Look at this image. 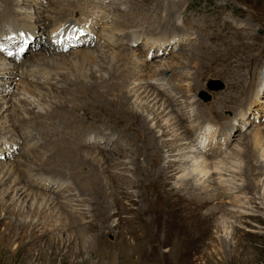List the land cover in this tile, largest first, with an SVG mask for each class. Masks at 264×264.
<instances>
[{
    "label": "rangeland",
    "instance_id": "rangeland-1",
    "mask_svg": "<svg viewBox=\"0 0 264 264\" xmlns=\"http://www.w3.org/2000/svg\"><path fill=\"white\" fill-rule=\"evenodd\" d=\"M16 1L0 0V34L9 33L15 23V27L26 32L28 40L35 37L23 52L20 51L22 44L15 47L14 54L17 58L14 61L18 63L19 69L26 72L27 67L34 63L33 67L46 63L41 58L34 60L31 54L45 48L49 50L50 45L54 46L50 52L61 56L69 55L70 58H75V55H71L73 50L101 47L93 42L64 50L55 48L58 45L53 44L48 33L54 25V14L49 12V7L55 0H39L38 5L20 2L17 5ZM94 2L102 10L95 9L97 11L93 17H105L96 22L93 33L86 39L95 36L98 40L99 35L104 34L108 43H115L102 48L107 56L113 51L128 52L125 67L108 64L106 61L109 57L105 60L106 63L98 66L95 61L90 64L93 73L97 77L101 75L103 80L111 84V88L96 89L94 95L86 93L73 86L72 81L76 78L69 70H63L60 74L59 70L48 71L45 68V81L38 79L37 73L33 78H27L25 74L21 75L23 78L19 77L18 68L13 74H0V78L13 79L10 86L13 91H8V97L15 100L20 98L16 89L20 86V78L36 91L34 97L25 95L27 102L22 101V104L27 113L26 118L37 119L34 126L19 127L11 135L0 137V167L7 165L14 168L22 179V182H14L19 189L29 175L25 171L30 170V167L31 174L38 172L42 175L37 178L48 176L47 173L53 172L55 168L64 176L63 186L52 187L50 190L39 188L36 181L29 182L32 186L34 184L33 191L45 193L54 201L53 206L44 209L46 213L50 212L51 219L43 222L37 220L42 221L49 214L28 213L31 203L37 204L30 195L17 200L13 192L9 191L14 186L10 179L0 186V264H264V176L255 178L257 171H251L250 177L249 161L244 163L235 159V154L242 151L249 139V133L264 130V0ZM70 12L63 14L68 16ZM79 12L68 18L72 22L89 26L90 22L84 20L91 19L90 11ZM40 16H45L44 20ZM169 21L171 23L166 24ZM172 23L175 25H171ZM67 24L68 21H64L63 26H59L63 28ZM104 24L127 29L123 34L124 38L114 34L115 38L112 37L107 29H103ZM175 28L182 32H177ZM135 31L138 39L131 37L127 41L129 37L126 33ZM143 32L151 37L160 35V41L166 43L165 46L157 44V49L154 50L159 51L158 55H147L146 49L152 41L145 39ZM184 32L192 34L193 38L190 37L186 42L172 39V35L177 37L179 33L178 38L183 39ZM110 37L113 38L112 41ZM73 40V36H67L64 42ZM170 40L171 43H167ZM33 42L39 43L30 46ZM164 49V53H160ZM193 49L199 50L201 56L198 59L189 57ZM4 51H0V62L13 60ZM44 53L46 54L42 51L41 55ZM139 58H142L147 67L135 63ZM167 63H171L173 67L164 73V83H161L160 78L159 81L154 77L148 79L149 88L162 98L156 104L151 101L149 105L153 104L156 108L165 102L169 107L164 114L170 112L162 117L160 123L149 122V126H156L155 131L151 132L139 121V113L144 112V106L140 103L142 97L134 95L131 98L132 101L137 99L136 110L139 113L134 114L129 104H123L125 97L122 93L117 92L124 90L123 84H113L119 79H125L126 90L136 88L139 83L133 85L132 82L141 76L147 79L145 72L151 73L149 66L159 69V65ZM140 67L143 68L144 75L136 72ZM111 70L115 72L113 77L108 74ZM123 74L129 75L133 80L125 78ZM63 75L72 84L71 87L63 83ZM209 80L213 83L210 84ZM82 81L84 86L90 82L84 77ZM56 82H59L58 86L55 85ZM210 86L214 89H208ZM103 91H107V94ZM199 91H204L209 99L203 101L198 95ZM168 97L174 98L171 104L166 101ZM22 99L24 100L23 96ZM6 104L0 103V107L10 106L9 99ZM51 109L55 114H45ZM8 110L11 111V108ZM2 112L0 123L5 122L3 127H7L11 124L9 119H5L9 112L4 117ZM15 112L20 115L18 111ZM56 112L64 117L57 116ZM171 115L179 119L186 131L183 129V133L182 129L177 130L176 137L167 132L164 138H160L161 133L158 131L166 128L168 123L165 125V122L171 120ZM149 119L152 116L149 115ZM206 124H211L216 129L214 140L208 143L222 151L217 155L218 158L210 157L198 148L194 150L196 142L193 139L197 133L193 132ZM126 125L129 126L126 128ZM40 127L45 131L41 130L40 136L34 139V133ZM6 131L0 130V134ZM141 132H144V136ZM153 139L158 145L159 142L162 145L167 142L176 146L171 152H167L164 147L157 150L156 145H150L147 149L146 144ZM49 142L53 144L47 146ZM14 143L16 147H11ZM58 146L61 148L60 153ZM5 147L9 149V153L4 150ZM189 149L192 153L186 154ZM35 150H38L36 154L28 156ZM83 151L90 153L86 157L82 154ZM5 152L6 156L3 155ZM227 154L231 159L226 161L229 162L226 163V171L215 170L214 161ZM166 156L174 165L169 168L168 175L161 176L157 170L162 164L168 163V159H164ZM99 158L103 159L104 164L97 162ZM205 160L210 164L214 163L213 166L207 163L210 169H207L206 175L202 174L201 180L193 181L198 173L196 168L204 164ZM185 161H191L192 165L187 164V167L186 163L183 164ZM258 161L259 165L254 161L251 163L263 171L264 159ZM206 180L213 181L214 185L204 183ZM225 180L231 183H227L231 188L228 192ZM249 181L255 187L252 192L242 190ZM221 182L224 184H218L220 187L217 188L215 183ZM102 193L103 198L100 195ZM199 197L214 200L203 204ZM13 208L19 209L21 214L11 215ZM64 208L68 210L69 220L65 229H58L53 220H57ZM225 211H232L233 216ZM223 219L226 223L222 222ZM18 223L22 225L13 227ZM33 223H37L38 228L32 231Z\"/></svg>",
    "mask_w": 264,
    "mask_h": 264
},
{
    "label": "bare ground",
    "instance_id": "bare-ground-1",
    "mask_svg": "<svg viewBox=\"0 0 264 264\" xmlns=\"http://www.w3.org/2000/svg\"><path fill=\"white\" fill-rule=\"evenodd\" d=\"M38 1L39 0H17L16 2H17V5H18V3L20 2L21 4L22 3H32V4H37L38 5ZM82 1H83V3H82ZM171 1V0H170ZM13 2H14V0H13ZM50 3H51V1H49ZM96 2V1H95ZM94 2V0H76V1H71V0H55V1H52V6L51 7H49L50 8V10H49V12H52V15H53V17H52V21L54 22V25H53V27L49 30V34H51V37H50V40L53 42V44H56V45H58V47H55V48H61V50H64V49H68V48H70V47H74V48H76V47H78V46H84V45H86V44H89V43H93V42H96L98 45H101V47H97L96 46V48L95 49H89V50H82V49H76V50H73L72 51V53H71V55L72 56H74L75 55V58H70V57H68V56H66V55H57L56 53H53V52H50L49 50L50 49H52V48H54V46L53 45H48L49 46V50L48 49H42V50H40V51H37V52H34V54H31V55H33V57H31V58H33L34 60L36 59V58H41V59H44L45 61H46V63H44V64H42V63H39L37 66H35V67H33V65H35V63L34 64H32V66H28L27 68V71L25 72L24 71V69H19L18 68V66H17V64L18 63H16L15 61V59L17 58V56L14 54V50H15V47L16 46H19V45H21V44H23V41L25 40V41H27L26 42V44L23 46V48H24V50H25V48L28 46V44L30 43V41L31 40H34V38L35 37H30V39L31 40H28L27 38V34H25L26 32H22L20 29H18L17 27H15L16 25H15V23H13V26H11V31L9 32V33H1L0 34V40H1V38H2V41L0 42V48H2V49H4L5 51L4 52H6L10 57H12L13 58V60L11 59H7V62L5 61H1L0 62V74H7V75H10V74H13V72H16L15 70H17V68L19 69V71H20V73L18 74V76L19 77H22L21 75H23V74H25V76L27 77V78H29V77H35V73H37L36 74V76H39L38 77V79H40L41 81L43 80V81H45V78H44V75L47 73L46 71H45V68H47V70L49 71V69L52 71V69H56V71L58 72V70H59V72L58 73H60L61 74V72L63 71V70H69L71 73L73 72V76H74V78H76V79H74L72 82H73V86L74 87H76L77 89H80L81 88V90H84V92H91V94H93L94 95V91L97 89V90H99L100 88L101 89H104V88H109L110 86H111V84H109L105 79L103 80V78H101V75L100 76H96V74L95 73H93V71H92V68H90L91 66H90V64H91V62L92 61H95L96 63H97V66H98V64L100 65V63H108V64H111V65H113V66H116V65H121V66H126V62H127V60H128V58H126L127 57V55H128V52H126L125 50H123V51H121V52H112V53H110V55L109 56H107L106 55V52H103V47L105 48L106 46H108V45H115V43H108V41L106 40V35H104V34H102V35H99L100 37H98V40H97V37H95V36H92V37H90V39H86L87 37H89L90 36V34H92L93 33V28H94V26L96 25V22L98 21V20H103L104 19V17L105 16H96V17H93L94 15H95V13H96V11L97 10H99V9H101V8H98L99 7V5H98V3H95ZM44 3V2H43ZM82 3V4H81ZM112 4V3H111ZM49 5V4H48ZM150 6H151V4H149ZM102 7V6H101ZM106 7H107V5H106ZM109 7V6H108ZM107 7V8H108ZM48 8V9H49ZM98 8V9H97ZM105 8V7H104ZM47 9V8H46ZM47 9V10H48ZM95 9H97V10H95ZM112 9V8H111ZM110 9V10H111ZM81 10V12H82V10L83 11H86L87 12V10H89L90 11V14H91V19H85L84 21H89L90 22V25L88 26V25H86V24H80V22L78 23H76V22H72V20L70 19V18H68V17H74V13H76V12H79ZM102 10V9H101ZM112 10H114V9H112ZM68 11H71L70 13H69V15L67 16V15H64L63 13H68ZM164 11H165V9H164ZM85 12V14H87ZM100 12V11H99ZM98 12V13H99ZM107 12V11H106ZM109 12V11H108ZM107 12V13H108ZM114 12V11H113ZM112 12V13H113ZM66 13V14H67ZM80 13V12H79ZM100 14H101V12H100ZM109 14V13H108ZM11 15V14H10ZM88 15V14H87ZM115 15V14H114ZM114 15H113V17H112V19L114 18ZM76 16V15H75ZM90 16V15H89ZM42 17V19L44 20V17L45 16H40V18ZM40 18H38V19H40ZM79 19V18H78ZM46 20V19H45ZM64 21H68V24L66 25V26H64L63 28L61 27V26H59V25H62L63 26V22ZM20 22V21H19ZM166 23V22H165ZM171 23V21H169V23H166V24H170ZM163 25V24H162ZM171 25H175L174 23H172ZM68 27L71 29V32H69L68 33ZM9 28V27H8ZM30 28V27H29ZM55 28H59L58 30H56ZM163 28V27H162ZM174 28V27H173ZM54 29V30H53ZM103 29H107L111 34H112V37H114V35L115 36H119V38H121V39H123L124 38V36H123V34L126 32V30H124V29H121V28H114V27H110V26H106L105 24L103 25ZM1 30V29H0ZM175 30H177V32L179 31H181V30H179V28H175ZM108 31H107V34H108ZM102 32H104V31H102ZM101 32V33H102ZM182 32V31H181ZM21 33H23L24 34V36L22 37L20 34ZM36 33V32H35ZM171 33H173V32H171ZM186 32H184V34H182L183 36H184V38H183V36H182V38L183 39H180V38H178V36H180L179 34L177 35V37L175 36V35H172V39L173 38H175V39H177L176 41H179V42H183V41H188V39L191 37V38H193V36H192V34H185ZM114 34V35H113ZM139 34H140V32H139ZM143 35H144V38L145 39H149L150 41H152L151 42V45H150V47H152V48H147L146 50L148 51V54L147 55H149V56H155V55H158L159 54V51H157V50H154V49H157V48H155L156 46H157V44L158 45H161V44H163L164 46L166 45V43L164 42V43H162L163 41H160V39L162 38L160 35H158V36H156V37H151L148 33H142ZM126 35H127V37H129L128 39H127V41H129V40H131V37H136L137 39H138V34L136 33V31L135 32H132V33H130V32H128V33H126ZM125 35V36H126ZM69 37L70 38V36H73L74 37V40L73 41H71V42H68V43H66V42H64V39H65V37ZM175 36V37H174ZM39 37V36H38ZM112 37H110V40H111V38ZM76 38V39H75ZM115 38V37H114ZM151 38V39H150ZM21 39V40H20ZM108 39H109V34H108ZM120 39V40H121ZM143 39V38H142ZM165 40H167V38H164ZM168 39H171V38H168ZM112 40H113V38H112ZM111 40V41H112ZM116 40V39H115ZM118 40V39H117ZM117 42V41H116ZM147 42V41H146ZM171 43V40L170 41H167V43ZM39 42H37V43H32L30 46H36V44H38ZM104 45V46H103ZM169 45V44H168ZM154 47V48H153ZM167 48H169L168 46H167ZM194 48V47H193ZM197 48V47H196ZM166 50H168V49H166ZM191 50V49H190ZM3 51V50H2ZM13 51V52H12ZM42 51H45L46 52V54L44 53V54H42L41 55V53H42ZM164 51H165V49L163 50V51H161L160 53H164ZM20 52V51H19ZM192 55H189V57L190 58H192V59H198L201 55H200V52H199V50H197V49H193L192 51ZM190 52V53H191ZM158 53V54H157ZM109 54V53H108ZM142 54V53H141ZM142 55H146L145 53L144 54H142ZM141 55V56H142ZM107 57H109V59L105 62V60L107 59ZM145 57V56H144ZM127 59V60H126ZM142 58H139V60L137 61V62H135V60H134V62L137 64L138 63V65H143V66H146L145 65V63H144V61H142L141 60ZM15 60V61H14ZM121 62V63H120ZM134 62H132V63H134ZM54 64H58L57 66L56 65H54ZM130 64V63H129ZM22 65V64H21ZM61 65V66H60ZM94 65H96V64H94ZM148 65V64H147ZM171 63H167V64H163V65H159V69H155V67L154 68H152V67H150L149 66V68L151 69V73L150 74H148V73H146L145 72V77L146 76H148V78L147 79H144V78H142V77H144V76H141L140 78H136V79H134V81L132 82V84L133 85H135L137 82L139 83V85H136L137 87L136 88H133V89H130V90H126L125 89V83L127 82L125 79H119V80H117V83H115V84H113V85H119V86H121V84H123V88H124V90H121V91H117V92H120V93H122V96H124L125 97V99H124V101H123V104H129L130 106H131V108H130V110L134 113V112H136V113H139L136 109H137V107H138V105L136 104L137 102V99L136 100H131V98L134 96V95H138L139 97L141 96L142 97V99H140V103H142L143 104V106H144V112H145V114L143 115V113L141 114V113H139V115H141L140 117V123L142 124V126H144V128L146 129V130H149V131H155L154 130V127H156V126H154V127H152V126H149V122L150 121H155V122H158V123H160V121H162L161 119H162V117L164 116V115H166V114H168L169 115V113H166V114H164L166 111V109H168L167 107H169V105H167L165 102H161L162 104H160L159 105V107H156V108H154V106H153V104L150 106L149 105V103L151 102V101H153L154 102V104H156L157 102H159L160 100H162V98H159V96L157 95V94H155L152 90H151V88H149L150 86V84H148V82L150 81V80H148L150 77H154L155 79H157V81H161V83H164V78H163V76H164V73L167 71V70H170L172 67H171ZM97 66H92V67H97ZM133 66H135V65H133ZM54 67H56V68H54ZM68 67H69V69H68ZM147 67V66H146ZM157 68H158V66H157ZM161 69H165V70H162L161 71ZM29 70V71H28ZM97 70V69H96ZM100 71V70H99ZM105 71V70H104ZM109 73L108 74H110L112 77H113V75H114V71H108ZM136 72H138L139 74H143V68L142 67H140L139 68V70H137ZM56 73V72H55ZM87 73H89V74H87ZM102 72H100V74H101ZM138 73H136V74H138ZM59 74V75H60ZM135 74V75H136ZM66 75V74H65ZM68 75V74H67ZM78 75H81L79 78H77L78 77ZM144 75V74H143ZM122 76H124L125 78H127V79H129V75H126V74H123ZM140 76V75H139ZM63 77V83L66 85H68V86H72V84H70V82H68L67 80H66V78H65V76L63 75L62 76ZM83 77L84 78H87V79H89L90 80V82H88V85L87 86H89L88 88H87V86H84V84L82 83L83 81ZM138 77V76H137ZM23 78V77H22ZM68 78H69V76H68ZM131 78V77H130ZM158 78H160L159 80H158ZM70 79H73V78H70ZM95 79H97L96 81H95ZM132 79V78H131ZM154 79V80H155ZM238 79H240V78H238ZM242 79V78H241ZM13 80V79H12ZM12 80H10L9 78H0V90H2V91H0V103H3V105H7L6 104V102L8 103V99H9V101L11 102V105L9 106V104H8V106L7 107H5V108H7V109H5L4 107H0V112L1 111H3L2 112V115H3V117L4 116H7L8 115V112H9V116L8 117H5V119L7 118V120L9 119V123H11V124H8L7 125V127H3V124L5 123V122H1L0 123V130H7V131H9V133L7 134V131L5 132V133H2V134H0V137H5V136H7V135H11L12 133H14V130H16L17 128H19V127H23V128H25L26 126H34V124H35V122H36V120L37 119H27L26 117H27V113H26V111H25V108H24V105L22 104V101L24 102H27L26 101V99H25V95H31L32 97H34V93H36V91L35 90H32V88H31V86L30 85H26V84H28V82H24V80H21V78H20V80L18 81L19 82V87L18 88H16L17 89V94L18 95H20V98H17V100H15V98L13 99V98H11V97H8V95H9V93H8V91L9 90H11V88H10V86H11V83H12ZM133 80V79H132ZM143 80H145V81H143ZM59 81H61V80H59ZM93 81L95 82V83H93ZM51 82V81H50ZM105 82H107L108 84H105ZM80 83H82V84H80ZM84 83H85V81H84ZM91 85H90V84ZM137 83V84H138ZM142 83H143V85H142ZM17 84V83H16ZM87 84V83H86ZM93 84V85H92ZM242 84V83H241ZM240 84V85H241ZM55 85H59V82H56L55 83ZM66 85V86H67ZM113 85H112V87H113ZM64 86V85H63ZM235 86V85H234ZM241 87V86H240ZM31 88V89H30ZM111 88V87H110ZM114 88V87H113ZM15 89V90H16ZM100 89V90H101ZM118 89H119V87H118ZM118 89H116V90H118ZM128 89V88H127ZM69 90H71V89H69ZM68 90V91H69ZM11 91H13V90H11ZM32 91H34V92H32ZM96 92V91H95ZM103 92H105V91H103ZM107 92V91H106ZM105 92V93H106ZM85 93V94H86ZM105 93L103 94L104 96H106L105 95ZM58 94V93H57ZM107 94V93H106ZM68 95V94H67ZM79 95V94H78ZM22 96L24 97V100L22 99ZM96 96V95H95ZM115 96V95H114ZM57 97H59V96H57ZM106 97H108V96H106ZM21 99V100H20ZM46 99V98H45ZM51 99H53V98H51ZM120 99V98H119ZM174 98H167L166 99V101H168L169 102V104H171L172 103V101H174L173 100ZM122 100V99H121ZM65 102H67V100L65 101ZM152 103V102H151ZM100 104V103H99ZM115 104V103H114ZM100 106V105H99ZM114 106V105H113ZM162 107V108H161ZM9 108H11V111L10 110H8ZM99 108V107H98ZM105 108V107H104ZM103 108V109H104ZM110 108V107H109ZM3 109H5V110H3ZM53 109V108H52ZM51 109V111L50 112H47V113H45V114H55V111H53ZM102 109V108H101ZM173 109V108H172ZM13 110V111H12ZM45 110V109H44ZM123 110V109H122ZM182 110V109H181ZM15 111H18L19 113H20V115L19 114H17ZM109 111V110H108ZM117 111V110H116ZM107 112V111H106ZM124 112V111H123ZM130 112V111H129ZM132 113V114H133ZM172 114H173V112H171ZM1 114V113H0ZM39 114H41V113H39ZM56 114H57V116H59V117H64L61 113H57L56 112ZM125 114V113H124ZM135 114V113H134ZM149 115H150V117L152 116V119H149ZM167 115V116H168ZM175 115V114H174ZM1 116V115H0ZM52 116V115H51ZM171 116H173V115H171ZM176 117V116H175ZM174 116L171 118V120H167L168 122H165V125L168 123V125L166 126V128L164 129V128H160L161 130H159L158 131V133H161V136H160V138L162 137V138H164V135L168 132V133H172V136H174V137H176V136H178V134H177V130H180V129H186V128H184L182 125H181V122L179 121V119H177V118H175ZM68 120V119H67ZM70 121V120H69ZM193 122V121H192ZM191 122V123H192ZM1 124H2V126H1ZM71 124V123H70ZM155 124V123H154ZM47 126V125H46ZM129 125H126V128L128 127ZM141 126V125H140ZM182 126V127H181ZM57 127V126H56ZM175 127L177 128V129H175ZM198 127H201V126H198ZM7 128V129H6ZM58 128V127H57ZM22 129V128H21ZM65 129V128H64ZM67 129V128H66ZM41 130H43L41 127L37 130L38 132L37 133H34V136L36 137V138H34V139H37V137L38 136H40V132H41ZM49 130V129H48ZM47 130V131H48ZM184 130L182 131L183 133H184ZM201 129L200 128H198V129H196L195 130V132H193V133H198L199 131H200ZM43 131H45V130H43ZM47 131H46V133H47ZM56 131V130H55ZM67 131V130H66ZM186 131V130H185ZM222 131V130H221ZM51 133V132H50ZM58 133H59V131H58ZM142 133V132H141ZM222 133H224V132H222ZM226 133H228V132H225V134ZM143 134V136H144V132L142 133ZM221 134V133H220ZM44 135V134H43ZM61 135V134H60ZM228 135V134H227ZM249 139L247 140V142H246V144H244L243 145V147H242V151H240V152H237L236 154H235V156H236V158L235 159H237V160H239L240 162L241 161H244V163L246 162V160H248L249 161V164L250 165H248L249 167V172L251 173V171H257V174L255 175V178L256 177H258V176H260V175H263L264 176V170L262 171V170H260V167H257V165H255V164H253V163H251L252 161H254V162H256L257 164H258V160H260V159H264V130H255V131H253V133H249ZM45 136V135H44ZM157 136H159V135H157ZM183 136H186V134H184ZM60 137V136H59ZM62 137V136H61ZM64 137V136H63ZM72 137V136H71ZM197 137V136H196ZM196 137L194 136V139H193V142L195 143L196 142ZM241 137H243V139H244V136H242L241 135ZM76 138V137H75ZM159 138V139H160ZM33 139V140H34ZM60 139V138H59ZM63 139V138H62ZM66 139V138H65ZM74 139V138H73ZM157 139V138H156ZM178 139V138H177ZM185 139V138H184ZM187 139V138H186ZM49 140V139H48ZM79 140V139H78ZM84 140V139H83ZM214 140V135H213V137L209 140V141H211V143H212V141ZM51 141V140H50ZM189 141V140H188ZM191 141V140H190ZM80 142V141H79ZM187 142V141H186ZM10 143V142H9ZM75 143V142H74ZM177 143V142H176ZM183 144H184V142H182ZM211 143L209 144H207V150H200L201 152H205L208 156H210V157H213V158H215V157H217V155L220 153V152H222L220 149H215L214 147H212L211 146ZM5 144V143H4ZM12 144V143H11ZM44 144H45V142H44ZM43 144V145H44ZM50 144H53V142H49V144H46L47 146L48 145H50ZM99 144V143H98ZM189 144V143H188ZM214 144V143H213ZM14 146H11V147H16V143H14L13 144ZM100 145V144H99ZM150 145H152V146H154V145H156L155 147H157V150H158V148H162V147H164L166 150H167V152L168 151H170L171 152V150L174 148V146H176V145H173V144H171V143H167V142H163V145L161 144V142H159V145L157 144V142H156V140L155 139H153L152 141H150V142H148L147 144H146V146H147V149L149 148V146ZM17 146H18V144H17ZM61 146V145H60ZM190 146V145H189ZM11 147H10V149H11ZM42 147V146H41ZM58 148V150H60L58 153H60L61 152V148L58 146L57 147ZM185 148V147H184ZM214 148V149H213ZM220 148V147H219ZM187 149H188V147H187ZM4 150L7 152V153H9L8 152V150L9 149H7L6 147L4 148ZM25 150V149H24ZM185 150V149H184ZM198 151V150H197ZM6 152L5 153H3V155H5L6 156ZM38 152V150L36 151H34V152H30L29 153V155L28 156H33L34 154H36ZM90 152H87V151H83L82 152V154L84 155V156H88V154H89ZM187 153H192V151L189 149V151H187L186 152V154ZM53 154H55V153H53ZM1 155V154H0ZM74 155V154H73ZM192 155V154H191ZM206 155V156H207ZM221 155V154H220ZM230 155V154H229ZM232 155V154H231ZM200 156V155H199ZM204 156V155H203ZM202 156V157H203ZM226 156H228V154L226 155ZM221 157L219 160H216V161H214V162H216L215 164L214 163H208L207 162V160H208V158H203V159H207V160H205V163L204 164H202V165H200V167L198 166L196 169L198 170V173L193 177V181L195 180V181H199V180H201L202 179V177H200L202 174H205L206 173V171H207V169H210V165H212V164H214V166H213V168L215 169V170H218V171H226V163H229V162H226L228 159H231V157L230 156H228V157ZM48 157V156H47ZM188 157H190V156H188ZM230 157V158H229ZM26 158V157H25ZM160 158L161 157H159V161H160ZM169 157H167L166 156V158L164 157V159L166 160V159H168ZM218 158V157H217ZM45 159V158H44ZM54 160V159H53ZM187 160V159H186ZM24 161V160H23ZM28 161V160H27ZM162 161V160H161ZM174 161H176L177 162V160H173V162ZM211 161H212V159H211ZM211 161H209V162H211ZM258 161V162H257ZM97 162H99V163H101V164H104V162H103V159H98V161ZM182 162V161H181ZM172 162H171V160H169L168 159V163H166V164H162V166H161V168L160 169H158L157 171H158V174H160L161 176H163V175H168V173L170 172L169 171V168H172L173 167V165L174 164H171ZM186 163V164H185ZM191 163V161H188V163H187V161H185L183 164H185L187 167H188V165L187 164H190ZM203 163V162H202ZM210 164L209 166H208V164ZM0 165H1V163H0ZM134 165H135V163H134ZM191 165H192V163H191ZM190 165V166H191ZM231 165H232V163H231ZM259 165V164H258ZM52 166H54V164L52 165ZM56 166V165H55ZM58 166V165H57ZM182 166V165H181ZM180 166H178V168H179ZM192 167V166H191ZM229 167H231V166H229ZM55 168V167H54ZM133 168V167H132ZM226 168V169H225ZM261 168H262V166H261ZM135 169H137V167H136V165H135ZM184 171L186 170L185 168H182ZM190 169V168H189ZM196 169H194L193 171H196ZM225 169V170H224ZM263 169V168H262ZM178 170V169H177ZM177 170H176V172H177ZM229 170V169H228ZM30 171H31V167H30V170H27V171H25V172H27L29 175L27 176V178H25L24 180H23V185L21 184V186H20V189H19V187H15L16 185V183H18V182H22V179H21V177L16 173V171H14V168H11V167H9V166H7V165H4L3 167H0V186L1 185H3L8 179H10L11 181V183H13V188H9L8 186V188L10 189H6V190H9V191H11V192H13V194H14V197L17 199V200H20L21 198H26L27 196L26 195H30L31 197H32V201H35L37 204H35V205H33L32 203H31V206H30V210H29V212L28 213H32V214H34V213H37V215L39 214V215H42V212H45L46 213V211H44V209H47V208H49L50 207V205H54V201H53V199H52V197L51 196H49V195H47V194H45V193H40V192H37V191H33V189H32V187L34 188V184H33V186L32 185H30L29 184V182H34V181H36V184L39 186V188H45V189H48V190H50L52 187L53 188H59V187H61V186H63V178H64V176H63V174L62 173H60V172H58L57 170H56V168H55V170H53V172H48L47 173V175L48 176H51L53 179H50L48 176H46V177H43L42 179L41 178H37V176L38 177H42V175H39L38 174V172H37V174H31L30 173ZM151 171V173H153V171H152V169L150 170ZM247 171V170H246ZM32 172V171H31ZM149 173V172H148ZM247 173V172H246ZM245 174V173H244ZM206 175V174H205ZM45 176V175H44ZM244 176V175H243ZM252 176V173H251V175H250V177ZM68 177V176H67ZM69 178V177H68ZM106 178V177H105ZM41 179V180H40ZM184 179V178H183ZM250 180H252V179H250ZM14 182H15V184H14ZM213 181H209V180H206V181H204V183H208V184H210V185H212L213 183H212ZM225 183V184H224ZM224 183H215V185H216V187L218 188V187H220L219 185H221V184H224V185H226V192H228V191H230L231 190V188H230V185H228L227 183H230V181H227V180H225L224 181ZM219 184V185H218ZM231 184V183H230ZM214 185V184H213ZM228 185V186H227ZM256 186V185H255ZM1 189H3V188H1ZM115 189V188H114ZM230 189V190H229ZM242 189V188H241ZM254 189H255V187H254V185H253V183L252 182H250L249 181V183H247L244 187H243V189L242 190H244V191H247V192H252V191H254ZM115 191V190H114ZM193 191H196V188H193ZM27 192H28V194H27ZM203 192V191H202ZM226 192H225V194H226ZM104 193H106V192H104ZM101 195V197L103 196V193L102 194H100ZM103 198V197H102ZM111 198V197H110ZM199 199L201 200V202L204 204L205 202L207 203L208 201H213L214 199H210V198H208V197H199ZM56 204V203H55ZM33 205V206H32ZM106 208V207H105ZM68 211V210H67ZM67 211L65 210V208L63 209V210H61L60 211V213L58 214V217H57V220L55 219V220H53V222H54V224L56 225V227L59 229V228H62V229H65V226H66V223H67V221L69 220V217H68V215H67ZM65 212V213H64ZM223 212V211H222ZM228 215L232 212H229V211H225ZM234 212V211H233ZM240 213V212H239ZM21 214V211L18 209V210H15L14 208H13V211L11 212V215H13V216H18V215H20ZM46 214H49L48 215V217L46 216H44L45 218H42V221H40V219H38L37 220V222H43V221H45V220H47V219H51L50 218V212H47ZM10 215V214H9ZM232 215V213L230 214V216ZM235 215V214H234ZM247 216H248V214H246ZM245 215V216H246ZM33 216V215H32ZM233 216V215H232ZM232 218V217H231ZM72 219H73V217H72ZM236 219V218H235ZM222 222L223 223H226V220L225 219H223L222 220ZM72 223H74V222H72ZM72 223H71V225H72ZM20 225H22V224H20V223H18V224H15V225H13V227H18V226H20ZM25 226H28L27 224H25ZM224 226V225H223ZM31 228H32V231L33 230H35L36 228H38V224L37 223H33V224H31ZM56 228V229H57ZM82 232V231H81ZM227 243V242H226ZM226 249H228V248H226ZM216 251V250H215Z\"/></svg>",
    "mask_w": 264,
    "mask_h": 264
},
{
    "label": "clouds",
    "instance_id": "clouds-1",
    "mask_svg": "<svg viewBox=\"0 0 264 264\" xmlns=\"http://www.w3.org/2000/svg\"><path fill=\"white\" fill-rule=\"evenodd\" d=\"M216 129L211 124H206L198 133L196 137V144L194 150H206L209 140L213 137Z\"/></svg>",
    "mask_w": 264,
    "mask_h": 264
},
{
    "label": "water",
    "instance_id": "water-1",
    "mask_svg": "<svg viewBox=\"0 0 264 264\" xmlns=\"http://www.w3.org/2000/svg\"><path fill=\"white\" fill-rule=\"evenodd\" d=\"M209 82H210V84L213 83L212 80H209ZM208 89H213V87L210 86V87H208ZM198 95L203 101H206L209 99V96L207 94H205L204 91H199Z\"/></svg>",
    "mask_w": 264,
    "mask_h": 264
},
{
    "label": "snow or ice",
    "instance_id": "snow-or-ice-1",
    "mask_svg": "<svg viewBox=\"0 0 264 264\" xmlns=\"http://www.w3.org/2000/svg\"><path fill=\"white\" fill-rule=\"evenodd\" d=\"M20 35H21L22 37L24 36V34H23V33H21ZM2 50H3V49H2V48H0V51H2ZM20 51H21V52H23V51H24V48H23V47H21Z\"/></svg>",
    "mask_w": 264,
    "mask_h": 264
}]
</instances>
